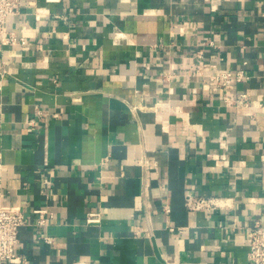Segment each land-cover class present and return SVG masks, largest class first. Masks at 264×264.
Masks as SVG:
<instances>
[{
  "label": "crops",
  "instance_id": "1",
  "mask_svg": "<svg viewBox=\"0 0 264 264\" xmlns=\"http://www.w3.org/2000/svg\"><path fill=\"white\" fill-rule=\"evenodd\" d=\"M7 29L26 43L0 37V203L24 213L23 264H252L264 0H21ZM225 71L243 79L215 86Z\"/></svg>",
  "mask_w": 264,
  "mask_h": 264
},
{
  "label": "built area",
  "instance_id": "2",
  "mask_svg": "<svg viewBox=\"0 0 264 264\" xmlns=\"http://www.w3.org/2000/svg\"><path fill=\"white\" fill-rule=\"evenodd\" d=\"M21 0H0V37L5 45H25L26 40L19 37L14 32L7 29V20L10 16L16 15L20 7ZM203 45H213V42L206 41ZM200 56L202 51L199 52ZM0 70L4 72L3 63L0 60ZM241 81L243 72L231 71L220 72L210 78L213 84L217 87L225 89L231 88L232 80ZM228 99V98H227ZM229 100V99H228ZM236 108L251 109L257 106L256 102H251L247 94H234L231 101ZM259 105V104H258ZM261 105V104H260ZM259 105V106H260ZM251 115V114H250ZM47 115L44 110L36 107L33 116L29 119L31 127L36 126L39 120L44 119ZM142 165H149L148 160H141ZM185 206L190 211H206L213 212L215 210H225L229 207V201L220 197H203L197 195H187L185 197ZM35 213L43 215L46 210H34ZM99 218L90 214L87 218L88 223H94ZM26 224V219L23 211L19 207L7 206L0 203V264H23L25 259L17 254L15 248L18 243V234L20 229ZM46 221L44 218L37 220L38 226H44ZM46 243H52L53 238L43 236ZM249 251L248 259L252 264H264V224L256 223L249 231Z\"/></svg>",
  "mask_w": 264,
  "mask_h": 264
},
{
  "label": "bare ground",
  "instance_id": "3",
  "mask_svg": "<svg viewBox=\"0 0 264 264\" xmlns=\"http://www.w3.org/2000/svg\"><path fill=\"white\" fill-rule=\"evenodd\" d=\"M155 106V105H154Z\"/></svg>",
  "mask_w": 264,
  "mask_h": 264
}]
</instances>
